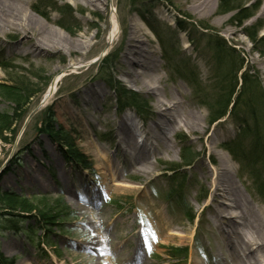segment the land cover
<instances>
[{
	"label": "rangeland",
	"instance_id": "374dc122",
	"mask_svg": "<svg viewBox=\"0 0 264 264\" xmlns=\"http://www.w3.org/2000/svg\"><path fill=\"white\" fill-rule=\"evenodd\" d=\"M0 2V63L5 65H0V85L26 80L29 90L35 92L26 107L28 116L55 77L64 75L70 63L80 64L60 77L63 79L42 114L35 115L26 128L28 116L24 122H16L21 129L14 145L2 144L0 150L2 167L8 159L6 167L18 160L0 175L1 192L47 200L49 206L66 210V215L48 231L40 227L41 222L34 226L31 218L14 217L19 226L16 231L0 216V264H236L227 247L223 231L227 228L215 213L220 200L212 187L211 169L220 162L212 151L214 138L219 142L216 150L224 151L227 161L231 159V177L253 214L249 217L252 225L248 221L244 230L252 233L253 228L258 233L255 237L263 238L252 207L256 203L264 214L257 176L264 175V166L259 163L261 171L256 174L237 163L226 148L241 140L245 154L256 159L255 131L264 139V40L254 45L247 34L248 29H261L258 37L264 39V0H238L237 5L248 2V13L254 14L243 24L234 16L236 11L219 10L221 0H105L97 7L82 0ZM34 5L48 18L36 14ZM113 15L120 34L107 56L89 66L107 48ZM23 17L27 19L25 29L17 22ZM59 22L67 28H61ZM180 22L185 29L180 30ZM132 23L142 29L159 61L157 74L163 79L160 87L166 86L165 95L177 96L186 108L184 120L192 123L196 119L205 126L204 133L182 123L168 143L148 135L163 118L155 106L156 95L133 84L126 75L124 52ZM150 26L161 36L165 52ZM240 62L245 66L238 78L247 74V80L249 76L255 82L252 92L248 82L239 97V86L233 98L239 103L233 114L213 123L211 106L229 93L233 77L227 74L231 69L234 74ZM114 81L137 94V104L143 108L117 105L110 87ZM242 82L241 78L240 85ZM253 93L255 97H250ZM12 108L0 96V113L12 114ZM126 116L130 120L126 119L125 126L137 130L136 143H152L160 149L152 153L154 168L145 174L137 171L142 165H136L127 154L130 150L118 140V126ZM48 118L70 133L89 169L68 163L58 145L37 132ZM242 121L249 126L245 136ZM186 147L197 160L181 168ZM113 169L118 172L115 180ZM175 180L182 182L180 200L170 197ZM118 183H128L133 189H122ZM173 249H187L188 255Z\"/></svg>",
	"mask_w": 264,
	"mask_h": 264
},
{
	"label": "bare ground",
	"instance_id": "6f19581e",
	"mask_svg": "<svg viewBox=\"0 0 264 264\" xmlns=\"http://www.w3.org/2000/svg\"><path fill=\"white\" fill-rule=\"evenodd\" d=\"M82 1L87 4L95 5L96 7L99 3L105 4V0ZM6 5L10 6L8 3H6ZM0 10H2V8H0ZM28 13L30 14L31 12ZM25 17L17 21L19 22V25L24 27V29L28 27L26 26L27 19H25ZM11 25H13V23ZM129 32L130 34L128 35V40L126 42L127 46L124 52L125 63L129 70L126 72V75H128V78L130 77L133 84H138L140 87L146 89L147 93L151 94L152 92L156 95L157 101L155 106H157L158 113L163 118V122L156 123L155 126L150 129L148 133L150 138H153V140L163 139V142L165 141L168 143L170 138L174 136L179 125L182 123L184 126H189L191 130H196V128H198L204 133L205 126L196 123V119L192 121V123L195 124L189 123L187 118L184 120L185 117L183 118V116H185L186 108L180 99L175 95H165L166 86L162 88L160 87L163 79L162 76L160 77L157 74L159 61L157 60L154 51L150 50L148 47V41L143 38L144 34L142 33V29L136 23H132ZM107 33V41L110 43L114 42L120 34L119 22L116 21L115 15L111 18V26ZM85 44H89V41H86ZM77 65L80 64L72 62L67 66V70L71 69L74 71L77 68ZM65 71H63V73H65ZM61 76L62 75H58L55 77L56 82L53 88L54 90H56ZM48 100L50 101V99ZM186 117H188V115ZM126 119L130 120V118L126 116L118 126V129L120 130V137H118V140L121 143L123 142L130 150L127 154L130 155L132 160L134 159L137 161L136 165H142L137 171L145 174V172L151 171L154 168L150 162L152 153L154 151H159L160 149L156 148L152 143L150 146L146 143H143V145L136 143L134 138L137 130L126 127ZM157 129L161 130V134L156 131ZM218 143L219 142L215 138L211 142L213 154L220 162L218 167L212 166L211 177L213 178L212 187L216 196L220 200L218 201L219 206L215 212L216 218H218V220L223 219L221 220V225H225L227 228V230L223 229L228 241L227 247L229 252H231V257L236 260V264H264V235L263 238H257L255 235L258 233L257 231H254L253 228H250L253 230V234L251 231L247 232L244 230L245 228H248L247 222L249 221V223H251L249 217H251V215L253 216V214L252 211L245 206V199L236 187L235 180L231 177L232 167H230L228 162L231 159L228 158L229 160L227 161L224 151L216 150ZM166 146L169 147V145ZM131 167L135 169L134 164ZM113 170L116 171V169ZM117 175L118 172L116 171V173L113 174V180H115ZM117 186L122 189H133L132 185L128 183H118ZM252 208H254L258 214V219L260 220L259 226L262 227L264 233V214L258 211L260 209L257 208V204L254 202ZM251 225L252 223L250 226ZM175 235L178 236L179 234L176 233Z\"/></svg>",
	"mask_w": 264,
	"mask_h": 264
},
{
	"label": "trees",
	"instance_id": "16d2710c",
	"mask_svg": "<svg viewBox=\"0 0 264 264\" xmlns=\"http://www.w3.org/2000/svg\"><path fill=\"white\" fill-rule=\"evenodd\" d=\"M251 2V1H250ZM239 2L238 0H221L219 4V10L222 11V13H229L236 11V15H234L237 19L242 21L243 24L244 21H248L252 19L254 14L248 13L251 8L247 7L248 2H243L241 5H237ZM52 4V3H50ZM69 9V7H68ZM70 10V9H69ZM33 11L36 14L43 15L44 17L48 18V15L45 12H42L39 8V6L34 5ZM58 25L61 28H67L66 25L61 24L60 22ZM179 28L185 29L181 22L179 23ZM151 31H153L156 34V37L159 39L160 42H162L161 36L158 35L157 31L151 27ZM261 29L257 30L256 28L253 30L248 29V38H250L251 43L256 45V43L263 42V38L258 37L259 32ZM191 40V39H190ZM192 41V40H191ZM164 42H162V45ZM220 45H217L219 48ZM165 52V46H162ZM224 50V49H222ZM258 53H260L258 51ZM222 57V56H221ZM223 58V57H222ZM166 59V57H165ZM222 63H224V60H222ZM0 65H4V63H0ZM244 62H240L238 68L234 71L231 69V71L227 74L228 77L232 79V86L230 88L229 93L227 96H222L216 99L214 102L215 104L211 106L212 109V118L211 121L213 123L217 122L218 120H221L227 116V114L231 113L233 114V107L237 106L239 101L233 102V98L235 96L236 89L240 86V94L239 97L242 96L244 89L246 88L248 82H249V91L252 92V88L254 87L255 82L250 81V77L248 76V80L246 78L247 74L243 75L242 77L238 78L239 73H242L244 69ZM249 75V71H248ZM226 76V75H225ZM242 78V84L240 85V79ZM23 81V82H22ZM111 82V80H110ZM115 85L111 84L110 87H112V90L115 92V95L117 97V105H121L125 107L126 105H135L137 108H143L142 104H137V101L139 99V96L132 92L131 90H127L126 87L122 86L117 81H114ZM28 84H26V80H16L11 83L0 85V96L8 100L13 104L12 108V114L3 112L0 113V150L2 148V144H8V145H14L16 138L18 137V133L21 128H18L16 126V122L20 120V122H24L25 118L28 116L29 112L27 111V105L30 103V99H32L35 95V92L33 93L29 88L27 87ZM250 97H255L254 93ZM234 104V106L230 109L231 105ZM48 112V111H47ZM42 114V112H41ZM50 112L48 113V116ZM21 118V119H18ZM43 125L37 128V132L41 135H46L49 137V139L56 143L59 147V151L62 153L64 158L69 163H74L77 166H83L86 169H89L90 165L88 164L87 160L83 158V156L78 152L75 148V143L73 142L71 135L69 132L65 131V129L61 125H54V121L52 118H48L45 121H43ZM243 122V121H242ZM244 123V122H243ZM246 121L244 123L245 129L243 130V135L245 136L246 132L249 131V126L246 125ZM256 133V139L254 140L253 149L255 148V154L258 155L256 159L249 157L245 154V152L241 148V140L238 141V144H229L227 151L231 153L232 156H234L235 160L242 164L243 166H246L248 168H252L256 171V174L260 172V168L258 164L264 166V139L262 140L261 134L257 131ZM187 153V155H186ZM182 160L184 161V165L181 167H187L192 164V161L197 160V158H194L192 154L190 153L189 148H185L182 152L181 156ZM263 158V159H262ZM192 160V161H191ZM190 161V162H189ZM18 162L17 158L13 160L10 165L6 168L5 172L6 174L11 170L13 166L12 164H16ZM1 167V165H0ZM258 181H259V187H260V193L261 196L264 197V175H261V173L258 175ZM174 183L176 186H172L170 197L177 198V200L182 199L181 193L184 191L182 190V182L175 180ZM37 199V198H36ZM39 200V199H37ZM61 202V201H60ZM191 216V220L194 219V215L190 212L187 213ZM66 215V210L60 208V207H52L47 204V200H31L30 198H26L23 196H20L18 193L14 192H1L0 191V216L2 220L6 221V224L8 223L12 224L11 228L14 230H19L18 222L13 220L12 218H31L34 221V226H38L41 222V228L45 231H48L51 226H56L59 224V222L63 219V217ZM11 218H3L8 217ZM8 229V227H6ZM30 229H33L31 227ZM22 231H25L24 229H21ZM25 233V232H24ZM171 251L183 252V254L187 255V249H173ZM1 255V254H0ZM2 257V256H1ZM172 257H176V255L172 254ZM5 261V260H4Z\"/></svg>",
	"mask_w": 264,
	"mask_h": 264
},
{
	"label": "water",
	"instance_id": "95a60500",
	"mask_svg": "<svg viewBox=\"0 0 264 264\" xmlns=\"http://www.w3.org/2000/svg\"><path fill=\"white\" fill-rule=\"evenodd\" d=\"M111 43L110 42H108L107 43V48H106V50L102 53V54H100V56L97 58V60L96 61H94V62H92V63H88V65H91V64H97V63H100L107 55V52L110 50V48H111ZM67 70V69H66ZM76 70V69H75ZM68 71H73V70H71V69H68L67 71H65V73L66 72H68ZM65 73H63L64 75H65ZM64 75H62V76H64ZM61 76V77H62ZM63 79V78H62ZM61 78L59 79V81L60 80H62ZM58 81V82H59ZM55 82H56V78H55V80H53V82L51 83V85H50V91L47 93V95L45 96V98L43 99V101L35 108V110H33L32 111V113L28 116V118L26 119V121H25V128L27 127V125L30 123L29 121L33 118V117H35V115L36 114H38L39 112H40V110H42L44 107H45V105L48 103V99H50L53 95H54V93H55V91L56 90H54L53 88H54V86H55ZM25 128L23 129V131L25 130ZM9 162V159L6 161V163H5V165H4V167H2L1 169H0V173L1 172H3L4 170H5V167H6V164Z\"/></svg>",
	"mask_w": 264,
	"mask_h": 264
}]
</instances>
